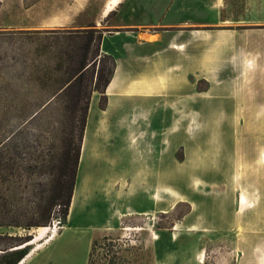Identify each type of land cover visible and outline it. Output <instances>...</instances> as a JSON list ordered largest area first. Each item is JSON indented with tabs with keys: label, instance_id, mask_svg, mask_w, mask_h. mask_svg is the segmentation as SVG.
Masks as SVG:
<instances>
[{
	"label": "rangeland",
	"instance_id": "1",
	"mask_svg": "<svg viewBox=\"0 0 264 264\" xmlns=\"http://www.w3.org/2000/svg\"><path fill=\"white\" fill-rule=\"evenodd\" d=\"M104 1L79 5L83 1L0 0V264L5 262L6 248L25 245L20 243L32 240L37 228L55 222L60 226L57 237L35 251L39 264H75L86 253V237L65 225L64 202L79 145L83 107L87 97L91 102L93 93L103 88L112 68L110 56L98 57L101 30L84 27L93 22ZM140 1L126 0V6ZM153 1L157 9L160 3L170 2L167 17L173 25L185 23L209 32L233 30L236 110L230 114L220 110L218 115L205 112L204 118L221 123L230 117L234 125L199 127L205 133L213 130L214 135L205 137L203 152L189 151L182 164L181 144L195 147L197 130L191 126L187 138L180 137L176 135L179 127L173 125L171 144H166V153L172 156L166 167L170 166L172 173L149 176L154 189H133L143 176L107 179L106 186L94 192L101 212L87 224L93 229L88 264H189L193 260L189 254L199 247L208 248L206 263L211 264L208 237L197 234L196 228L180 234L193 222L180 223L190 209L188 202L201 210V203H212L218 195L220 213L227 216L231 203L222 190L235 194L237 188L257 187V172L264 171V159L255 162L252 154L255 146L264 148V0ZM197 34L198 39L206 36ZM243 58L250 63L243 66ZM69 79L74 82L70 87ZM191 81L198 89L208 87L204 79ZM78 92L83 98L76 104ZM180 102H173V107ZM185 113L174 111L173 122L179 121V114L189 120L201 117L190 111L185 117ZM202 167L210 171L197 173ZM134 207L148 208L150 213L136 212ZM242 207L245 205H240V216L251 213ZM205 215L210 221V213ZM28 224H32L30 228ZM33 246L27 247L31 250Z\"/></svg>",
	"mask_w": 264,
	"mask_h": 264
},
{
	"label": "crops",
	"instance_id": "2",
	"mask_svg": "<svg viewBox=\"0 0 264 264\" xmlns=\"http://www.w3.org/2000/svg\"><path fill=\"white\" fill-rule=\"evenodd\" d=\"M81 1L79 5H86L89 0ZM112 3L113 0H105L93 22L84 25L101 30L98 57L110 56L114 68L104 92L95 91L91 98L68 223L65 224L74 232L81 231L88 241L86 253L75 264H88L93 229L87 224L94 222L101 212L94 192L103 189L107 179L119 175L143 176L134 182L133 189H154L149 176L172 173V168L166 167V160L169 162L172 157L166 153V144H171L173 125L179 127L176 135L180 137L187 138L191 126L197 130L195 147L181 144L184 149L181 164L188 158L189 151L203 152L205 137L213 134V130L199 131V127L229 128L234 125L230 117L222 120L223 123L204 118L205 112L219 114L223 110L230 114L236 110L235 76L232 73L237 53L233 30L209 32L185 23L173 25L167 17L170 2L158 3L161 7L157 9L153 0L131 3L130 7L126 6V0H117L114 9L107 11ZM199 32L206 36L199 38L202 43L197 44V40L201 41L197 38ZM98 63H101L100 59ZM241 63L245 66L250 61L243 58ZM200 79L208 82L206 89H198L191 81ZM177 100L182 101L181 105L174 108L173 102ZM101 101H104L102 105ZM182 104L184 108H181ZM174 111L186 112L185 117L189 111L192 116L201 117L189 120L179 114V121L173 122ZM252 154L255 162L260 163L264 159V148L255 146ZM209 171L207 167L196 170L202 174ZM257 174L260 176L257 187L237 188L235 194L229 189L222 190L231 203V214L227 216L220 213L218 195L213 196L212 203H201V210L188 202L190 209L180 223L192 219L193 222L186 224L188 230L180 231V234L197 229V234L208 237L213 252L211 264H264V171ZM77 187L80 198L73 207ZM241 204L245 205L243 210L249 209L251 213L240 216ZM134 211L150 213L148 208L134 207ZM207 212L210 221L206 219ZM199 248L189 254L193 258L189 264H207L208 248ZM204 250L205 260L202 261ZM38 254H34L27 264H39Z\"/></svg>",
	"mask_w": 264,
	"mask_h": 264
},
{
	"label": "trees",
	"instance_id": "3",
	"mask_svg": "<svg viewBox=\"0 0 264 264\" xmlns=\"http://www.w3.org/2000/svg\"><path fill=\"white\" fill-rule=\"evenodd\" d=\"M113 68H114V61L112 59V68H111V71H110V76H109V78L106 79V81H105V83L103 85V88L102 89H97L101 93L104 92V88L107 86V84L110 81V77H111V75L113 73ZM81 82L82 81H79V85H81ZM73 83L74 82L72 81V79H69V81L67 83L68 84V87L72 86ZM81 98H83V95L80 92H78L75 95L76 104H79L80 103ZM87 98L88 99L86 101V104L83 107V109H84V120H83L82 126L80 128L79 145H78V147L75 150L74 159H73L74 160V167L70 171V187L68 189V193L66 194V200L64 202V205H65L64 214L65 215H67L68 214V211H69V207H70V203H71V199H72V195H73V191H74V186H75V180H76V175H77L79 158H80L81 149H82V142H83V136H84V131H85V127H86L87 114H88V110H89V106H90L89 97H87ZM69 158H67V160ZM49 218L50 217L47 218L48 221H49ZM31 225L32 224H28L27 227L30 228ZM23 243H25V242H23ZM23 243H20V245H22ZM27 246L22 247V248H18V249H14V250H9L10 247L9 248H6L5 250H8V251L3 256L4 257V260H5L4 264H18L30 252V250H29V248Z\"/></svg>",
	"mask_w": 264,
	"mask_h": 264
},
{
	"label": "bare ground",
	"instance_id": "4",
	"mask_svg": "<svg viewBox=\"0 0 264 264\" xmlns=\"http://www.w3.org/2000/svg\"><path fill=\"white\" fill-rule=\"evenodd\" d=\"M116 3H117V0H113V3L111 5H108L107 11L112 10V8L116 5ZM61 22H63V21L61 20L60 23ZM52 24L58 25L59 23L55 22ZM78 186H80V185H78ZM78 197H79V189L77 187L76 192L74 193V197H73V202H72L73 207L76 205L77 200H79ZM77 205H78V203H77ZM59 228H60V226L57 224V222H55L51 226H42V227L37 228L36 231H34L36 233V236L32 240L26 242V244L24 243L25 245L16 247V248H22V247H25L27 245H34L33 248L30 250V253H28L18 264H26L31 259V257L35 254L36 250H39L42 246H44V244H47L50 241L54 240L57 237ZM203 260L204 259H202V261Z\"/></svg>",
	"mask_w": 264,
	"mask_h": 264
},
{
	"label": "water",
	"instance_id": "5",
	"mask_svg": "<svg viewBox=\"0 0 264 264\" xmlns=\"http://www.w3.org/2000/svg\"><path fill=\"white\" fill-rule=\"evenodd\" d=\"M26 242H28V241H26ZM26 242H25V243H26ZM23 244H24V243H23ZM15 249H18V248H15Z\"/></svg>",
	"mask_w": 264,
	"mask_h": 264
}]
</instances>
